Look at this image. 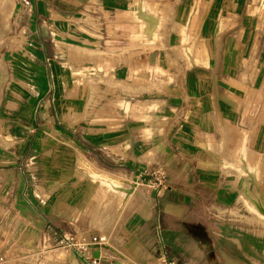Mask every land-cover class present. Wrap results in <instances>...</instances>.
I'll return each mask as SVG.
<instances>
[{
  "label": "crops",
  "instance_id": "1",
  "mask_svg": "<svg viewBox=\"0 0 264 264\" xmlns=\"http://www.w3.org/2000/svg\"><path fill=\"white\" fill-rule=\"evenodd\" d=\"M30 1L34 4L37 13L53 22L59 30V38L55 39L56 45L58 47L59 41L65 44L62 48L67 53V61L75 60V69L80 70V64L83 65L84 62L94 63L95 67L90 69H94L96 73L92 72L94 74L89 76H101L98 72L105 71L111 76L108 84L119 87L124 85L129 87V84L134 87L138 85L142 90L134 94L138 97L136 100L157 98L155 100L160 101L159 110L152 112L146 109L141 110L140 113H136L141 118L154 116L157 112L168 111L170 113L164 116L163 123L164 121L165 123L161 127V133L157 135L159 137L156 140L160 142H152L153 138H148L149 134L143 127L141 130L144 132L139 135V141L143 143L138 147L135 146L137 142L135 133L139 130L130 128L129 119L126 117L121 119L118 128L111 127L108 119L89 120L87 134L91 140L83 139L78 142L80 148L84 150L80 152L83 155L84 152L85 154L91 153L94 161L89 159L90 161L116 175L111 177L107 183L99 181V187L92 191L82 208L79 207L75 219L70 218L73 208L66 209L70 212L69 216L63 212L57 215L56 211L53 212L48 208L41 213L44 219L42 224H50L63 232L74 233L86 239H90L93 235H105L107 243L94 249V251H99L102 264H129V259L136 264H157L165 247L169 252V257L175 259L177 264L179 263L177 256L183 247L188 249L187 261H192L194 264H264V235L259 232L261 225H257L263 223V220L252 213L250 223L259 226V229H250L249 232L253 235H248L243 232L245 230L243 227L231 224L232 219L229 218L232 216L231 211L236 213L239 209L235 205L238 206L243 202L240 196L242 195L245 200L247 197L239 191V187L243 188L247 185L255 187V196L264 204V82L258 83V68H252V73H250L252 82L246 83L252 91L243 99H240V93L235 91L242 86L241 81L236 78L232 81L222 78V83L225 82L228 86L224 88L227 98L221 100L218 83L208 81L213 78V74L208 73L207 67H205V73L201 72V74L189 69V72L185 73L186 79H178L181 61H176L165 50L166 33L160 32L157 34L158 40L154 43V48L162 49L164 62L169 57L174 67L168 74L162 64L163 61H158L157 57L149 54L148 57L152 62L150 61L147 67H140V69L151 67L150 73L153 76L155 68L159 66L162 67L159 73L163 72V75L161 77L156 75V78H159H152L149 83L145 81L132 83L126 78L130 74V68H122L126 67L129 62V44L119 46V43L123 42L120 41L121 39H129V31L125 32L124 37V34L115 29L114 24L119 21L115 12L118 7L114 0ZM126 6L129 8V2ZM50 10L55 12L54 15ZM166 22L167 16L163 18L161 25H166ZM125 26L128 27L129 22H126ZM177 26L186 27L179 23ZM211 27L212 25L210 29ZM226 29H223L221 33ZM135 41L136 45L143 43ZM70 44L74 47H70ZM177 47L175 45L173 48ZM222 47L223 39L222 46L215 52L217 60L221 58ZM70 48L80 51H83V48L84 51L87 49L94 55L95 53L100 54L101 59L93 58V60L82 56L79 58L80 55H78L71 57L70 60ZM121 56H125L123 57L125 60ZM119 59L122 61L119 62ZM54 69L57 71L59 67L55 66ZM132 69L136 71L139 68ZM43 76L39 72L34 82L44 85ZM113 76L119 79L113 82ZM88 77L83 80L90 90L84 110L97 105L99 85H101L100 82L94 87V89L98 88V91L94 93L93 86H90L87 80ZM156 81L160 83L161 88L155 84ZM80 84L82 83H72L65 97L68 102L73 104L76 99H82V93L81 97H77L75 92L85 88ZM155 87L158 90L153 92ZM70 92L73 93L71 96H69ZM145 93H157V96L140 98ZM44 95L47 96L48 92L46 91ZM40 100L37 104L27 99H25V102L27 101L25 104L21 103L23 108L19 110L17 113L19 115L16 117L20 123L16 127L19 133L15 137L23 136V132L26 133L21 127L31 122L30 120H34L35 107L37 108ZM46 100L53 102L54 94L47 96ZM21 105L18 102L19 107L14 110H18ZM49 112L50 109H47V118L50 116ZM73 116V112L67 115L71 125L73 120L75 126L85 120L83 111H78L76 121ZM71 117L73 118L70 119ZM130 118L132 122L142 121V119L137 121L132 115ZM59 132L53 131L51 134L61 135L65 139L73 135V132L69 130ZM4 135L8 140L9 136L6 131ZM34 143V147L29 149V154L35 152L37 154L43 150L41 141L36 140ZM222 144L225 145V149H221ZM244 144L245 149H243ZM143 145H148V150H143ZM119 146H123L124 150ZM153 147H157L155 159L140 160V157L148 155ZM0 148L4 146L0 145ZM119 150L122 151L119 152ZM26 152L27 149L12 151L11 154L15 157L12 159L13 162L22 158ZM50 152L51 150H45L44 155H49ZM3 154L5 153L0 152V162L5 161L2 160ZM229 154L235 156L234 160L230 159ZM147 166L162 168L166 173V185L151 189L148 184H143L139 173ZM17 167L15 164L0 163V173L5 175L4 179L0 180V186L11 185L13 189L11 195L5 193L2 195L3 202L10 204L6 206V212L0 217V259H7L9 251L18 243L24 231L28 228L36 229L34 213L40 210L36 201L33 202L26 185H23L19 194L20 171ZM251 170L253 174L250 173ZM183 181H189L192 184V192L201 196L205 201H209V210L220 212L224 221L214 225L213 223L216 222L212 220V225H210L199 220L202 213L184 204L187 199L183 198L180 189ZM58 186H50L51 193ZM118 198L121 201H118ZM56 216L59 218L55 219ZM215 216L219 217L218 214H214L212 218ZM43 228L38 230L42 231ZM37 242L39 244L37 243L35 248L40 247L41 244L44 246L46 242H48L47 247L52 248L54 243L52 236L48 233L46 235L43 233V237ZM109 254L115 257L109 258ZM156 255L158 258H155ZM59 256L62 257L63 253L58 252L55 256L53 255L55 259ZM66 263L88 264L78 252L69 253Z\"/></svg>",
  "mask_w": 264,
  "mask_h": 264
},
{
  "label": "rangeland",
  "instance_id": "2",
  "mask_svg": "<svg viewBox=\"0 0 264 264\" xmlns=\"http://www.w3.org/2000/svg\"><path fill=\"white\" fill-rule=\"evenodd\" d=\"M126 1L127 3L129 2V8L126 6ZM126 1L114 0L117 3L116 7H118L115 12L119 21L114 25L119 33L124 34V37L126 35L125 32L129 31V39H121L122 43L119 41V46L129 44V62L126 67H122L124 69L130 68V74L126 77L128 81L132 83L140 81L149 83L152 78L158 79L159 77L156 78L157 76L161 77L163 75V72L159 73L162 68L159 66L155 68L153 76L150 73L151 67L140 69V67H147L150 64L149 54H152L155 58L157 57L158 61H163V66H165L167 73L170 74L171 68L174 67L170 58H167L169 63L167 61L164 62L163 50L154 48V43L158 40L157 34L165 32V50L176 61H181L179 69L175 66L180 72L178 79H186L185 73L189 72V69L194 73L197 71L201 74V72L205 73V67H207L208 73L213 74V78L208 81L214 84L215 82L218 83V92L221 100H226L227 96H225L224 88L228 86L225 82L222 83V78L228 81L236 78L241 81L242 86L239 89H235L236 92L240 93V99L247 97L252 91L249 90V84H246L252 82V79H250L252 68H258V83L264 82V0H233L235 5L232 4V0ZM50 11L51 14L55 13L53 10ZM166 16V25H161L163 18ZM126 22H129L128 27L125 26ZM153 22H155L156 27L153 26ZM177 23L186 27L179 28ZM210 25H212L211 29ZM145 29L147 31H144ZM223 29L226 30L221 33ZM150 31L151 34L149 33ZM58 34L59 30H57L55 24L46 17L39 15L30 0H0V123L4 126L7 136H9L7 140L4 133H2L8 144L3 145L0 143L1 146H4V148H0V152L5 153L2 156V160L5 161L0 163L5 162L9 165L15 164L18 166V171H20L19 194L23 185H26V188H29L33 202L36 201L35 203L40 209L37 213H34L36 229L28 228L24 231L20 235L18 243L9 251V258L0 259V264H67L69 253L78 252L60 244V235L64 232L59 228L52 227L50 224H42L44 219H42L41 213L49 208L53 212L56 211L55 214L57 213V215L63 212L69 216L68 213L70 212H67L66 209L73 208L70 218L75 219L79 207L82 208L92 191L99 187V181L102 183L108 182L107 180L102 179L101 181L99 178H95L89 169L77 162L79 152L84 151L80 148L78 142L83 141V139L86 141L90 139L87 134L89 120L108 119L111 127L118 128L121 124V119L126 117L129 119V127L139 130L135 133L137 142H134L135 146L138 147L143 143L139 141V135L144 132V130H141L143 127L146 128L149 134L148 138H153L152 142H160L156 139L159 137L157 135L161 133V127L165 123V121L163 123V118L170 114L168 111H163V113L157 112L151 117L141 118L136 113H140L144 109L151 112L158 111L160 101L155 100L157 98H153L154 100H136L138 97L134 94H138L142 90L138 85L134 87L129 84V87L125 85L119 87L118 85L108 84L107 82L111 81V79H106V82H101V85H99V101L97 105L84 110L90 96V90L85 86L83 80L89 75L96 73L94 69H90L94 68L95 65L94 63L84 62L83 65L80 64V70L75 69V60L72 61L69 58L71 62H68L67 53L58 50L55 42V39L59 38ZM222 39L221 58L217 60L215 56L216 47L219 43L222 46ZM135 40L143 43L136 45ZM145 43L152 45H146ZM175 45L178 47L173 48ZM55 66H58L59 70L56 71L54 69ZM134 67L139 69L134 71L132 69ZM39 72L44 75V85L34 82V79L39 76ZM78 72L80 73L79 75L77 74ZM100 72L98 73L101 76L106 73L105 71H102L103 73ZM22 82H25V85ZM74 82L82 83L80 85L85 88L81 89V91H75L77 97H81L82 93V99H76L72 104L65 97ZM155 84L157 83L155 82ZM157 85L161 88L160 84ZM153 89H155L153 92L158 90L156 87ZM46 91L48 92L47 96L54 94L55 100L53 102L46 100L47 96L44 95ZM72 94L70 92L69 96ZM154 96H157V93H145L140 98H151ZM42 97L44 98L40 100ZM25 99L34 104H37L38 100L40 101L37 108L35 107L34 120H30L31 122L24 127L19 126L26 133L24 134L23 132V136L15 137L19 133L16 128L18 127L17 124L20 125L16 120L19 115L17 113L23 108L21 103L25 104L27 102H25ZM18 102H20L21 106L18 110H14L19 107L17 106ZM47 109H50L48 118L46 117ZM78 111H83L85 120L79 122L76 126L73 120L71 125L67 115L68 113H75L73 115L76 121ZM158 114L161 119L157 116ZM130 115L137 121L140 119L142 121L132 122ZM60 130L72 131L73 135L65 139L61 135L51 134L53 131L59 132ZM36 140L41 141L43 150L37 154L36 152L29 154V149L34 147ZM223 144L221 149L226 148ZM119 147L124 150L123 146ZM142 148L143 150H148V145H143ZM17 149L19 151L27 149V152L22 158H18L13 162L12 159H15V157L11 152ZM243 149H245V144ZM45 150H51L50 154L44 155ZM122 150H119V152ZM84 155L94 161L91 153L85 154L84 152ZM149 155H151V152L143 156L144 159L140 157V160L151 161L155 159L147 158ZM228 156L231 160L235 158L233 154ZM149 163L151 164L152 162ZM153 170H158L154 176L162 177L163 182L160 185L156 181L150 180L149 177L146 179L152 181L149 182V187L154 189L166 185L165 171L163 169L159 170L155 166ZM252 172L251 170L250 173L253 174ZM4 177L5 175L0 173V180L4 179ZM141 182L145 184V182ZM52 185L59 186L51 193L49 187ZM191 186L192 184L189 181H183L180 189L183 193V198L187 199L184 204L190 205L194 210L202 213L199 220L204 224L207 222L210 225H212V220L216 222L213 223L214 225L224 221L220 216V212L209 210V201H205L201 196L192 192ZM239 191L247 197L245 200L242 195L240 196V200L243 202L238 206L235 205V207L241 209V211L239 209L236 213L231 211L232 216L229 218L232 219V222L230 223L236 226L238 224L245 229L243 232L253 235L249 232L250 229H259V226L257 227L254 223H250L253 213L263 220V223L257 225H261L259 232L264 235V204L258 201L255 196V187L247 185L243 188L239 187ZM12 192L11 185L7 187L0 186V217L4 215L7 209L6 206L8 207V204H10L9 202H3L2 195L4 193L11 195ZM118 201H121L120 198H118ZM214 214H218L219 217L215 216V218H212ZM57 218L59 217L56 216L55 219ZM41 227L44 228L39 231L38 229ZM43 233L45 235L48 233V235L52 236L54 242L52 248L47 247L48 242L44 246L41 244L40 247L35 248L37 241L43 237ZM58 252H62L63 256L55 259L53 255L55 256ZM110 257L115 256L110 255ZM156 257L158 258V255ZM177 257L179 258L178 264H184L189 258L188 249L183 247ZM157 261V264H163L161 260ZM132 264L136 263L132 261Z\"/></svg>",
  "mask_w": 264,
  "mask_h": 264
},
{
  "label": "built area",
  "instance_id": "3",
  "mask_svg": "<svg viewBox=\"0 0 264 264\" xmlns=\"http://www.w3.org/2000/svg\"><path fill=\"white\" fill-rule=\"evenodd\" d=\"M152 169L153 167L150 168L149 166H147L144 170L140 171L139 178L149 185V182L152 181H148L146 180V178L150 177V180L156 181V183L161 185L163 182L162 177L159 178L157 176H154V174L158 170L152 171ZM160 169L162 168H159V170ZM60 237V244H62L63 247L77 250L88 264H101L102 257H95L93 255V251L97 246L100 247L107 243V237L105 235H93L90 239H86L84 237H78L74 233L64 232L60 235ZM160 260L163 264H177V261L175 259L169 257V252L166 247L160 254ZM184 264L194 263L192 261H187Z\"/></svg>",
  "mask_w": 264,
  "mask_h": 264
},
{
  "label": "bare ground",
  "instance_id": "4",
  "mask_svg": "<svg viewBox=\"0 0 264 264\" xmlns=\"http://www.w3.org/2000/svg\"><path fill=\"white\" fill-rule=\"evenodd\" d=\"M256 3V2H255ZM232 4H234L235 5V2L232 0ZM152 20V19H151ZM153 21V20H152ZM151 21V22H152ZM150 22V21H149ZM151 24V23H150ZM146 25V24H145ZM149 24H147L146 26H148ZM152 25V24H151ZM156 24H155V22H153V26L154 27H156L155 26ZM150 26V25H149ZM153 26H152V28H153ZM144 28H146L145 26H144ZM149 29H150V27H148ZM147 28V29H148ZM148 29V30H149ZM153 30V29H152ZM144 31H147L146 29L144 30ZM150 34H151V31L149 32ZM154 33H155V31H154ZM145 38V37H144ZM147 39V38H146ZM64 44V43H63ZM62 42H58V50L59 51H64L63 50V48H62ZM160 44V43H159ZM159 44H158V46H159ZM65 45V44H64ZM70 47H74V46H71V44H70ZM76 47V46H75ZM220 47H221V44L219 43L218 44V46L216 47V49H220ZM69 49V48H68ZM82 50V49H81ZM87 50V49H86ZM85 50V51H86ZM84 51V48H83V51H80V50H77L76 48H70V52H69V54H70V57L69 58H71V57H73V56H78V55H80L79 56V58L82 56L83 58H88V59H98V60H100L101 59V56H100V54L98 55V54H96L95 53V55L94 54H92V52H88V50H87V52H85ZM25 55V54H24ZM31 55V54H30ZM113 57V56H112ZM122 57V56H121ZM123 57H125V56H123ZM122 57V58H123ZM82 58V59H83ZM93 59V60H94ZM118 59V58H117ZM124 59V58H123ZM128 59V58H127ZM125 60V59H124ZM120 61H122V60H120L119 59V62ZM96 71H99V70H96ZM138 72V71H137ZM136 72V73H137ZM88 74H90V73H88ZM167 75V74H166ZM169 78V77H168ZM106 79H110V75L109 74H105V76H89L88 78H87V80H88V82H89V85L90 86H93V92L95 93V92H97V90H98V88H95L94 89V87H96V85L98 84V83H100V82H106L105 80ZM117 79H119V78H116V77H114L113 76V78H112V81L113 82H115ZM125 79V78H124ZM120 81V80H119ZM122 81V80H121ZM169 81V80H168ZM117 83V82H116ZM119 83V82H118ZM122 83H124V81L122 82ZM156 83L157 84H160L158 81H156ZM22 84L23 85H25V82H22ZM129 90V89H128ZM125 92H127V91H125ZM93 94V93H92ZM93 97V96H92ZM150 101V100H149ZM71 111V110H70ZM73 114H75V113H73ZM77 115H78V113H77ZM74 117V116H73ZM77 118V117H76ZM4 131H5V128H4V126L0 123V143H2L3 145H6V144H8V142H7V140L4 138V136H3V134L2 133H4ZM156 151H157V147H153L152 148V150H151V155H149V156H147V158H149V159H154L155 158V155L157 154L156 153ZM142 158L144 159V157L142 156ZM146 158V159H147ZM77 162L80 164V165H83L85 168H87V169H89L91 172H92V174H93V176H95V178L97 177V178H99V180H101L102 181V179L103 180H107V181H109L110 179H111V177H113L114 175H116L114 172H111V171H109V170H106V169H103V168H101V167H98L97 165H95L92 161H90L88 158H86L81 152H79V156H78V159H77ZM94 167H96V168H94ZM122 177V176H121ZM115 180H116V178H115ZM116 182V181H115ZM120 182V181H119ZM117 183V182H116ZM123 184V183H122ZM112 247V246H111ZM60 257V256H59ZM127 260V259H126ZM128 262V261H127ZM129 264H132V261H130L129 260Z\"/></svg>",
  "mask_w": 264,
  "mask_h": 264
},
{
  "label": "water",
  "instance_id": "5",
  "mask_svg": "<svg viewBox=\"0 0 264 264\" xmlns=\"http://www.w3.org/2000/svg\"><path fill=\"white\" fill-rule=\"evenodd\" d=\"M93 255H94L95 257H99V251H94V252H93Z\"/></svg>",
  "mask_w": 264,
  "mask_h": 264
}]
</instances>
